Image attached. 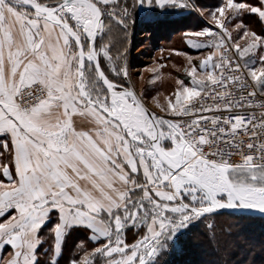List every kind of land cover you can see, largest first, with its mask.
<instances>
[{"label": "snow or ice", "instance_id": "obj_1", "mask_svg": "<svg viewBox=\"0 0 264 264\" xmlns=\"http://www.w3.org/2000/svg\"><path fill=\"white\" fill-rule=\"evenodd\" d=\"M172 17L194 19L182 36L209 52L198 65L186 56L191 86L177 79L158 113L133 80L129 37ZM200 91L222 103L194 101ZM225 212L237 219L221 244ZM6 214L0 264H59L73 232L85 239L67 264H192L175 258L196 232L213 253L235 244L264 264V243H236L244 221L264 220V0H0Z\"/></svg>", "mask_w": 264, "mask_h": 264}, {"label": "rangeland", "instance_id": "obj_2", "mask_svg": "<svg viewBox=\"0 0 264 264\" xmlns=\"http://www.w3.org/2000/svg\"><path fill=\"white\" fill-rule=\"evenodd\" d=\"M208 3H215V0H208ZM171 19L175 22L166 23L154 28H146L143 24L138 23L129 37V67L133 80L140 81V83L137 84V89L140 90L141 86L143 87L146 105L158 113L160 112V109L156 107L157 102L166 106L169 97L173 98L174 101L177 79L183 80L186 85L191 86L190 77L184 71L185 67H187L186 56H192L193 62L198 65L199 60L209 52V49L207 48H192L186 43V38L182 36L186 27L192 28L195 26L194 19L180 20L178 17H172ZM148 31H151L150 35L148 34ZM173 50H179L186 55H178ZM150 68H157L158 73L150 72ZM138 73L140 74L139 76L137 75ZM157 75H159V79H154ZM140 76L143 77L142 81L140 80ZM176 118L178 119V117ZM236 219L237 218L234 216L227 215L226 212L223 215L215 217L216 231L221 244L225 241L234 239L233 237H229L227 232L228 225L234 223ZM256 219L259 218L256 217L251 221H244V223L247 225L255 222L254 220ZM248 230L250 231L249 228L247 231ZM247 231L244 230L243 235L236 239V243L244 244V236H249ZM201 237L203 242L208 245L207 240L199 235L198 232L194 233L192 236V238L196 240H199ZM84 239V234L80 232L76 241ZM128 239L129 241L133 239L132 232L128 233ZM257 249L259 251V248ZM77 252L78 249H76L74 255H76ZM231 253L232 255H238L239 258H236L233 261L229 260L227 257ZM223 254L226 256L225 259L230 261H228L229 264H236L237 261H241L240 255H243L242 250L237 248L235 244Z\"/></svg>", "mask_w": 264, "mask_h": 264}, {"label": "trees", "instance_id": "obj_3", "mask_svg": "<svg viewBox=\"0 0 264 264\" xmlns=\"http://www.w3.org/2000/svg\"><path fill=\"white\" fill-rule=\"evenodd\" d=\"M254 221L255 222L249 223L246 225L245 230L247 231V229L249 228L250 231L249 230L247 231L248 232L247 234L249 236H244L243 241L245 243V240L247 239V240L255 243L256 248H259L260 244L264 243V220H261L259 218V219H256ZM46 232H47V229H44L43 232L41 233V235H44L45 239L47 240V236L45 235ZM79 233L80 232H73L72 235L68 238L67 243H66L64 250H63V254L59 260V264H67V261L73 257L74 253L76 252V248L74 247V245H75V242L77 240ZM48 246H49L48 243H45L43 245V248H47ZM209 247L205 242H203L202 237L199 240L193 239V241L191 240V252L184 257H181V258L176 257L175 259L176 260H178V259L179 260H188V261H191L192 264H211V262H217V261L222 262L223 260H225V258H226L225 254L213 253L212 249ZM257 251H258V249H257ZM242 254L243 255H240V259H241V261H245V264H246L245 253L243 250H242ZM227 258L229 260L233 261L234 259L239 258V256L238 255H232V253H231V254H229V256ZM228 259H226V260H228ZM257 264H260L259 260L257 261Z\"/></svg>", "mask_w": 264, "mask_h": 264}, {"label": "crops", "instance_id": "obj_4", "mask_svg": "<svg viewBox=\"0 0 264 264\" xmlns=\"http://www.w3.org/2000/svg\"><path fill=\"white\" fill-rule=\"evenodd\" d=\"M249 23V25L251 27H253L258 33L260 32L261 30V26L259 24L256 23V21L254 20H249L247 21ZM235 32H233V36L235 37ZM240 43H243V41L241 40ZM199 91V89H198ZM201 92V91H200ZM76 122H77V125L79 127H88L89 126V119L88 118H82V117H79L77 116L76 117ZM11 211V210H10ZM8 218V214H6L4 217H0V222H3L4 220H6ZM10 251V248L5 246L2 250H0V256L4 257L5 259L7 258L8 256V253Z\"/></svg>", "mask_w": 264, "mask_h": 264}, {"label": "built area", "instance_id": "obj_5", "mask_svg": "<svg viewBox=\"0 0 264 264\" xmlns=\"http://www.w3.org/2000/svg\"><path fill=\"white\" fill-rule=\"evenodd\" d=\"M234 51V50H233ZM226 55H231V51H229V52H227L226 53ZM215 88H216V91H221L222 89H220L219 88V86H214ZM214 93L213 92H209V94H208V97H205V93L203 92V91H201L200 92V96L199 97H196V98H194V101L195 100H199L200 101V103L201 104H205V105H214V103H222V101H220V100H216V101H213L212 99H211V96L213 95ZM203 98V99H202ZM233 98L234 99H239V95H238V93H235V92H233ZM233 111L235 112V111H238V109H233ZM214 113L213 112H205V115H208V116H211V115H213ZM226 114V113H225ZM180 117H178V119H179ZM185 119H187L186 117H185ZM235 158V157H234Z\"/></svg>", "mask_w": 264, "mask_h": 264}]
</instances>
